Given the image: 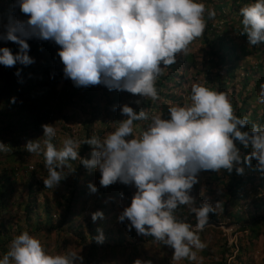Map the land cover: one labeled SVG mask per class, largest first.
<instances>
[{
    "label": "clouds",
    "instance_id": "1",
    "mask_svg": "<svg viewBox=\"0 0 264 264\" xmlns=\"http://www.w3.org/2000/svg\"><path fill=\"white\" fill-rule=\"evenodd\" d=\"M26 21H10L0 39L19 45L13 54L0 48V65L27 66L33 60L27 55L26 38L35 36L54 41L63 64L64 76L76 87L104 84L109 91H126L152 101L159 99L155 87L163 66L176 62L178 54H187L189 45L206 29V19H214V8L203 0H16ZM242 35L250 46L264 44V0H255L240 8ZM245 45V41H242ZM241 42V43H242ZM254 52L247 47L245 53ZM257 52V51H255ZM254 52V53H255ZM190 103L169 107V118L149 117L145 110L134 111L121 106L114 131L103 138L93 135L83 142L66 136L59 148L54 125H42L43 136L25 144L29 153L42 155L47 176L44 188L54 189L65 178L70 161L79 160L85 168L98 170L99 184L108 187L120 182L136 191L130 205L118 216L127 220L129 230L152 237L173 250L175 261L188 260L202 264L203 250L198 230L208 224L209 214L217 213L207 201L196 206L190 195L198 183L200 171L238 175L255 160V169L264 175V125L253 123L247 116L238 117L226 92L193 83ZM14 102V100H13ZM258 102L264 104V83L260 85ZM139 103V102H137ZM138 137L129 139L135 121L149 120ZM247 129V130H244ZM237 142L250 151L243 155ZM82 144L91 147V159L79 156ZM11 151L0 142V153ZM92 193L96 187L89 184ZM180 206H187L196 225L178 219ZM91 219H103L100 211ZM96 238L102 242V232ZM0 264H83L76 252L50 254L41 241L28 231L13 237ZM133 264H151L135 259Z\"/></svg>",
    "mask_w": 264,
    "mask_h": 264
},
{
    "label": "trees",
    "instance_id": "2",
    "mask_svg": "<svg viewBox=\"0 0 264 264\" xmlns=\"http://www.w3.org/2000/svg\"><path fill=\"white\" fill-rule=\"evenodd\" d=\"M208 1L216 9L215 18L219 23L223 21V24L221 23L222 26L224 25V27H227H221L220 30L217 31V24L213 25L210 23L205 14L207 26L204 34L199 38V42L203 44L205 49L204 57L200 59L201 65L204 66L203 69L205 70L203 84L213 90L226 92L235 109V114L238 117H248L249 128L253 123L264 125V113L261 112V114L257 115V109H255V106L259 104L258 93L260 85L264 83V67L257 65L253 70L252 67L245 68L242 66V69H240L242 71V73H240L241 83L238 84V88L228 86L236 69L241 67V65L238 64L241 55L235 54L236 49L233 47L231 40L228 38V33L225 31L233 29L236 34L243 38L246 44L243 45V42L240 44L239 48L242 52H245L247 47L250 51L264 52V44L250 46L246 36L241 34L242 17L239 15L240 6L242 4L247 5L248 3H253L255 0H232L229 8L230 11L235 14L233 18L229 15H225L222 11V7H224L225 4L218 3V0L216 3H214L216 0ZM27 18V16L20 12L16 0H0V35H3L6 30L5 26L8 25L10 21H26ZM26 43L29 45L27 55L33 60V63L27 66L17 63L13 67L0 65V79L2 82L0 86V142L9 145L11 148V151L7 153H0V258L7 252L8 245L13 237L19 235L22 231H28L31 235L37 238L43 237L44 239H47L51 232L63 233L64 236L68 234L72 240L76 242V246L89 247V253L85 255L86 258L84 259L85 264H96L92 256V251H94L99 244L102 248H122L127 246L129 249H132L131 253H133L134 250H136V247L133 246L135 241L144 245L153 240V238L138 235L134 229L129 230L126 227L129 222L126 221V223H120L119 226L116 225L113 229L104 232L102 242L98 243L96 238L100 233L97 231L99 229V224L94 223L91 225L92 219L90 217H81L79 215L78 210H84L83 203H85L84 198L87 195L85 188H88L90 184V175L88 173L90 169L80 164L79 160L70 161V175L66 173L65 178L60 182L64 184V193L54 196L55 199L52 204L43 193L45 190L43 179H41L42 181L35 179V172L27 170L29 166L27 165L28 163L23 165L25 159H32L34 155L25 150L24 146L26 142L42 138V125H51L49 122L51 120L47 117L45 113L47 111H45V109L52 105L51 102L54 96L57 97L61 92L63 94L67 91L70 92L72 87L71 84H73L70 79L64 76V66L57 55L60 48L54 41L41 40L35 36H31L26 38ZM2 47L9 48L14 55L20 51L18 44L0 39V48ZM189 64L194 65L191 58L189 59ZM161 79H166V77H157L155 87L158 91V95L159 97L162 96L163 98L169 99L168 97L170 95L160 92L161 89L165 90L164 84L161 83L164 80ZM59 83L63 85L61 91L57 89L56 84ZM75 89L82 90L81 98L85 101H89L90 104L93 105L92 100L95 95L93 91L76 86ZM111 92L112 96L109 102L118 101L120 92L128 93L126 91L115 90H111ZM103 93H107V89H105ZM66 95H69V93H66ZM129 95L132 99V103L127 105L132 107L134 111L138 112L145 109L148 110L146 111L148 114L151 112L152 116L156 115L155 113L158 112V114L162 113L161 118H169V107H166L160 98L151 103L150 98H142L130 93ZM94 107L97 111L96 105L92 108ZM117 109V106L113 108L112 116H118L119 113H117ZM138 122L139 121H135L134 125H137ZM89 126L90 122L84 124V140L93 136ZM146 128L145 124L138 126V134ZM106 132L107 131H105V133ZM101 133V131L97 132L96 135L99 136ZM132 136H130L129 139H131ZM53 142H55V140ZM237 147L243 155H246L250 151V149H245L238 142ZM89 149V145L82 144L79 156L84 159H91V153H88ZM38 156L39 163L35 165L41 167V165H44V159L42 155ZM255 164V160L252 161L251 166L241 164L240 166L244 167V173L242 175H238L235 169H233L231 173L222 169L224 175L220 177L215 175L213 171H202L203 174L205 172L211 174L215 185L219 186L221 195H218L214 201L220 203V208L218 210L220 214L224 216L225 222L227 221L229 224L236 225L241 231L249 227L250 233L256 232L255 221L252 224H242L241 212L235 210V208L237 207V200L245 197V186H251V183H253V174L258 173L260 176V172L255 169ZM96 174H100L98 170ZM18 181L25 187V192L21 195L22 198L20 197L16 200L17 205L20 207V213L18 217L14 219L9 217L4 219L2 216L6 211V205L3 200L7 194H11L15 190V183H18ZM110 186L112 189L119 190L120 193L127 187L120 182ZM38 194H41V200H37ZM82 200L83 202L79 205ZM203 201H206L203 197L198 198L196 200V206H199ZM94 207L101 208L102 205L96 202ZM175 215L178 219L186 220V222L190 224L196 223V220H190L191 215L184 210V206H180L176 210ZM251 215L254 216V218H263L261 220L264 224V201L253 206ZM219 216L220 215L216 216L214 213L209 214V220L216 223L219 220ZM83 221L85 223L84 226L82 225ZM205 230L207 231L210 229L204 228L201 231L203 232ZM111 232L113 233L110 234ZM124 232L129 238H132V241L124 240ZM85 234L87 237H85ZM198 234L200 238H202L203 233L199 232ZM39 240L41 241V239ZM62 243L65 244L66 240H62ZM62 243L55 242L53 248L60 249L63 247ZM242 253H244L243 247L239 245L238 253L233 260L234 263L229 264L241 263L240 258ZM220 255V262L216 264H226L224 255Z\"/></svg>",
    "mask_w": 264,
    "mask_h": 264
},
{
    "label": "rangeland",
    "instance_id": "3",
    "mask_svg": "<svg viewBox=\"0 0 264 264\" xmlns=\"http://www.w3.org/2000/svg\"><path fill=\"white\" fill-rule=\"evenodd\" d=\"M231 1L232 0H218V3H223V5L225 4V6L222 7V11L225 15H229L231 18H233L235 14L234 12L230 11L229 8ZM203 2L205 3L206 7L214 8V6L208 0H203ZM216 2L217 0L214 1V3ZM243 6H245V4H242L240 8ZM208 20L213 25L217 24V31H219L221 27H224V25L222 26L223 21H221V24L216 18ZM226 27L227 26H225L224 28ZM225 32L228 33V38L231 40L233 47L236 49L235 54L241 55V59L238 62L241 67L236 69L228 85L233 88H238V84L241 83L240 73H242V71L240 69H242V66H244L245 68L252 67L253 70L257 65H261L262 67H264V52H249L247 53V55L245 53H242L239 47L241 42L243 41V38L240 35L236 34L233 29H229ZM204 50L205 49L203 44L200 43L199 38H197L189 45V51L186 55L183 53L178 54L176 56V62L170 66L161 65L163 71L162 74L158 77H166V79H161L164 80L161 83L164 84L165 90L161 89L160 92L166 93L170 96L168 97L169 99L163 98L162 96L159 98L166 107H171L174 105L184 106L186 104H189V91L191 90V85L193 83L204 85L203 78L205 70L203 69L204 66L201 65L200 62L201 57H204ZM190 58L193 60L194 65L189 64ZM1 83L2 82L0 79V86ZM56 85L58 91H61L63 88L62 83ZM71 86V91L66 92L69 93V95H66V93L63 94L62 92L59 93L57 97L54 96L53 101L51 102L52 105L49 108L45 109V111H47L45 112L47 114V117L49 118V120H51L49 122L57 129V136L54 139V143L58 148L62 146V142L66 136L71 137L76 141L83 142L85 134L84 124L88 122H90L89 128L92 132V135H96L97 132L101 131L102 133L99 136H96L103 138L106 133L115 130V128L118 126L115 122L126 118L121 115L120 109L122 105L132 103V99L130 98L129 93L120 92L118 101L109 102V99L112 96V92L109 91L103 83L96 86L84 87L90 91H93L95 94L94 99L92 100L93 105H91L89 101H85L81 98L82 90L75 89L74 84H71ZM105 89H107V93H103ZM95 99H97L98 102ZM151 103H153L152 100ZM95 105L97 107V111L95 110V107L92 108ZM116 106L118 108L117 113L119 114L118 116H112L113 108ZM255 109H257V115L261 114V112L264 113V104L262 105V103H259L255 106ZM155 114L159 115L160 117L162 116V113L158 114V112H156ZM148 115L149 117H151V112ZM149 123L150 119L139 121L137 125H134V132L131 138L139 136L137 132L138 126L145 124L147 127ZM105 131L107 132L105 133ZM91 151L92 149L90 147L88 153H91ZM37 156L36 154H34L32 156V159H25V163H23V165H26V163H28L27 165L29 166L27 167V170L34 171L36 176L35 179L41 180L44 179L45 176H47V170L45 169L44 165H41V167L35 165L39 163V158H37ZM70 171L71 170L69 167L64 169L65 174L68 173L67 175H70ZM88 173L90 175V184L95 186L97 191L95 193H92L89 187L85 188L87 191V195L84 198V210H78V213L81 217L91 218L92 213L97 211L102 212L103 219H97L95 222L91 220V225H93L94 223H98L99 229L102 232V238H104V232L113 229L116 225L119 226L120 223H126L127 220H125L124 222H119L117 218L121 214L123 209L130 205L131 198L136 189L132 185H126V189H123V191L120 193L119 190L112 189L111 186L102 187L99 184L100 174H96L97 170L90 169ZM214 173L218 177L224 175L222 173V170L220 172ZM253 177V183H251V186H245V197L237 200V207L235 208V210L241 212L242 224H252L255 221L256 232L250 233L249 227H246L247 229L244 228L246 230L241 231L239 228H237L236 225L229 224L227 221L225 222L224 216L220 214L219 210H217V213L214 214L216 216L220 215L218 222L215 223L209 220L217 226H206L204 228H208L210 230H205L203 232L201 230H198V233H203L202 238L200 239L206 244V247L202 251L196 250L197 256L203 257L202 264H216L220 262V254L224 255V261L226 264L234 263L233 260L238 253L239 245L243 247L244 253H242L240 258L241 263L235 264H264V224L261 220L263 218H254V216L251 215L253 206L258 205L261 201H264V175L260 174L259 176L258 173H254ZM23 192H25V187L22 186L21 182L18 181V183H15V190L11 194L6 195L5 199L3 200L5 201L6 205V211L2 216L4 217V219L8 217L14 219L15 217H18V214L20 213V207L17 205L16 200L20 197L22 198L21 195ZM43 193L52 204L55 199L54 196L64 193V184L60 183L53 190L45 188ZM190 195L195 198V201L198 198L203 197L206 201L212 204L213 207H215L217 202L214 201V199L218 195H221V191L219 190V186L215 185L211 174H209L208 172H205L203 174L202 171H200L198 174V183L193 186ZM41 198V194H38L37 200H41ZM82 202L83 200L79 203V205ZM96 202L102 205V207L95 208L94 206ZM184 210L191 215V221L195 220L194 215L189 212L187 206H184ZM84 224L85 223L83 221L82 225L84 226ZM191 224L193 226L196 225V223ZM112 233L113 232H111L110 234ZM100 234L101 233H99V235ZM123 235L125 241H132V238H129V236L125 232ZM68 236V234L67 236H64L63 233L51 232L47 239H44L43 237H40L38 239H41L45 250L50 254L76 252L83 257V264H85L84 259L86 258L85 255L89 253V247L76 246V242L72 240L70 236L69 237L71 239ZM85 237H87L86 234ZM64 239L66 240L65 244L62 243V240L64 241ZM152 241L153 240L145 243L144 245L140 244V242L135 241L133 243V246L136 247V250H134L133 253H131L132 249H129L127 246L122 248H102V246L99 244L97 248L92 251V256L96 264H133V261L137 258L142 260H150L151 264H195V262H191L188 260H173V250L170 247L161 245L159 243L157 245L155 241ZM55 242L62 243L63 247H61L60 249L53 248V244Z\"/></svg>",
    "mask_w": 264,
    "mask_h": 264
},
{
    "label": "water",
    "instance_id": "4",
    "mask_svg": "<svg viewBox=\"0 0 264 264\" xmlns=\"http://www.w3.org/2000/svg\"><path fill=\"white\" fill-rule=\"evenodd\" d=\"M210 225H212V226H217L216 224H214V223L208 221V224H207L206 226H210ZM206 226H205V227H206Z\"/></svg>",
    "mask_w": 264,
    "mask_h": 264
}]
</instances>
